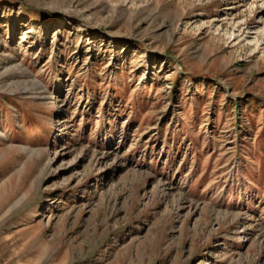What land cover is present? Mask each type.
I'll return each instance as SVG.
<instances>
[{
	"label": "rangeland",
	"instance_id": "rangeland-1",
	"mask_svg": "<svg viewBox=\"0 0 264 264\" xmlns=\"http://www.w3.org/2000/svg\"><path fill=\"white\" fill-rule=\"evenodd\" d=\"M0 264H264V0H0Z\"/></svg>",
	"mask_w": 264,
	"mask_h": 264
}]
</instances>
